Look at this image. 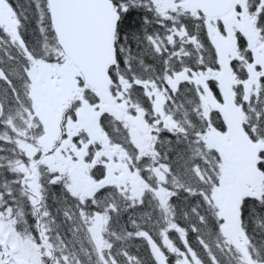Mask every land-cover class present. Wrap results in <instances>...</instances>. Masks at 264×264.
Wrapping results in <instances>:
<instances>
[{
	"label": "snow or ice",
	"instance_id": "6c2138e0",
	"mask_svg": "<svg viewBox=\"0 0 264 264\" xmlns=\"http://www.w3.org/2000/svg\"><path fill=\"white\" fill-rule=\"evenodd\" d=\"M0 264H264V0H0Z\"/></svg>",
	"mask_w": 264,
	"mask_h": 264
},
{
	"label": "trees",
	"instance_id": "16d2710c",
	"mask_svg": "<svg viewBox=\"0 0 264 264\" xmlns=\"http://www.w3.org/2000/svg\"><path fill=\"white\" fill-rule=\"evenodd\" d=\"M21 2H25V0H21ZM29 38H30V41H34L35 40V36L32 34V32L30 31L29 32Z\"/></svg>",
	"mask_w": 264,
	"mask_h": 264
},
{
	"label": "flooded vegetation",
	"instance_id": "af4514ba",
	"mask_svg": "<svg viewBox=\"0 0 264 264\" xmlns=\"http://www.w3.org/2000/svg\"><path fill=\"white\" fill-rule=\"evenodd\" d=\"M13 3H15V0H13Z\"/></svg>",
	"mask_w": 264,
	"mask_h": 264
}]
</instances>
